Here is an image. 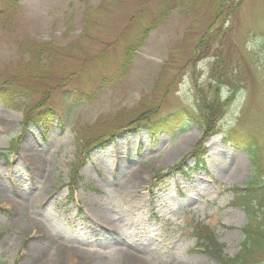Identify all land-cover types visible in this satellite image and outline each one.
<instances>
[{"label": "rangeland", "instance_id": "rangeland-1", "mask_svg": "<svg viewBox=\"0 0 264 264\" xmlns=\"http://www.w3.org/2000/svg\"><path fill=\"white\" fill-rule=\"evenodd\" d=\"M227 1L242 3L233 19L213 28V0L17 1L11 23H0V91L7 76L24 72L26 41L49 43L63 56L45 80L55 74L62 86L47 92L48 102L65 120L22 129L20 104L0 103V264H218L196 245L190 226L200 223L224 255L235 256L247 222L232 205L231 188L242 190L256 173L225 138H257L263 171L254 177L263 183L264 0ZM160 4L169 10L131 52L125 76L104 86L129 44L158 18ZM202 41L208 51L198 53ZM209 71L227 75L234 86L219 83L220 94L232 98L205 145L204 167L171 171L200 139L201 127L187 116L198 109L196 85L205 87ZM70 89L77 91L74 105V96L64 97ZM92 92V101L78 100ZM152 108V120L181 114V131L121 133L91 153L69 199L77 139ZM156 172L165 177L153 182Z\"/></svg>", "mask_w": 264, "mask_h": 264}, {"label": "trees", "instance_id": "trees-1", "mask_svg": "<svg viewBox=\"0 0 264 264\" xmlns=\"http://www.w3.org/2000/svg\"><path fill=\"white\" fill-rule=\"evenodd\" d=\"M18 0H0V23L9 24L13 20L12 15ZM227 0H213L212 8L213 12V23L210 25L213 28L217 23L224 25L228 18L234 17L236 11L241 6L242 2L227 3ZM228 4V6H226ZM169 8L167 4H160V14L156 20L152 21L151 25L145 29L143 33L138 37L135 42L130 43L127 50L124 53V62L114 74L108 76V79L103 83L104 86L108 84H116L122 79L127 70L129 69L130 54L134 49H138L141 46L142 41L149 34L157 24L159 18L165 16ZM161 16V17H160ZM209 39V38H207ZM26 41L25 46V56H27L26 68L22 75H17L16 73L7 76L1 85L0 91V103L11 107L13 102L17 101L21 106L22 121L21 127L24 129L27 126H38V125H49L55 118L57 113L61 112L62 109L51 108L48 102L49 98L47 92L50 90H55L62 87L59 81L55 78V74L45 81L47 76L53 72L57 58L63 56L59 53L56 48L52 47L49 43H37L34 41ZM208 44V43H207ZM203 45V41L197 46V52L200 50L208 51V47ZM68 50L65 48L63 51ZM56 53V54H55ZM207 54V53H206ZM220 63V62H219ZM215 64V65H219ZM215 66H211L210 69H214ZM32 70H35L32 74ZM84 68L81 67L76 73V75L81 74ZM208 82L205 87L196 85V94L199 96V108L196 116H188L191 121L199 124L201 127L200 140L197 142L194 150L187 156L190 157L195 162V167H201L203 165V158L206 155V149H204L203 144L206 143L209 137L213 136L217 132V124L223 118V114L226 111L229 100L232 97H227L223 100L220 93L219 83H229L233 85L229 78L224 73V77L213 71H209ZM70 77H73L74 72H70ZM76 77V76H75ZM33 84L39 85V89L32 87ZM9 92L13 95L12 100L9 102L7 98V93ZM37 94L36 100L33 99L34 95ZM77 91L70 89L64 94L73 97L72 101H76L75 98ZM95 93H90L87 95H81L78 100L80 102L92 101ZM64 104V102H63ZM74 105V103H73ZM134 114L133 119L129 121L128 119H121V122L114 126V121L109 122V124L104 127L101 126L99 130L101 133L86 132L81 135L75 142V159L71 164L69 171V185L73 184L78 179V172L84 166L88 160L90 153L100 147V145L105 142L106 138L112 136L115 132L121 130L123 126L131 127V125H138L140 128L144 127L150 133L160 132V133H172L176 129H180V123L174 119H165L163 121L149 119L153 114V108L150 110H140ZM57 123L60 125L65 120L64 117L56 116ZM141 124V125H140ZM125 129V128H123ZM94 134L95 136L89 135ZM89 135V136H88ZM226 142L230 143L233 147L237 149H242L251 158V163L253 168H255L256 175L263 171L260 164V156L262 152V146L259 144L256 137L248 134H235L230 133L226 138ZM13 143H11V147ZM11 150V149H10ZM184 158L181 164L176 166V169H180L182 165H185ZM161 175L159 172L155 173L154 179L159 178ZM233 192V202L232 205L236 208H240L244 211L246 216V225L242 229L243 239L240 243V248L233 258L228 257L223 254L224 246L217 243L214 234L209 229L208 226L204 224L193 225L192 234L195 236L197 241V246L203 248L209 256L213 257L218 264H262L260 260L264 257V182L259 183L256 177L242 189V191L237 189H231Z\"/></svg>", "mask_w": 264, "mask_h": 264}, {"label": "bare ground", "instance_id": "bare-ground-1", "mask_svg": "<svg viewBox=\"0 0 264 264\" xmlns=\"http://www.w3.org/2000/svg\"><path fill=\"white\" fill-rule=\"evenodd\" d=\"M230 172L233 175L238 174L239 173V169H238L237 165L235 167H232L231 170H230ZM97 219H99V220H103V219L106 220V217L105 216H101V217H98Z\"/></svg>", "mask_w": 264, "mask_h": 264}]
</instances>
